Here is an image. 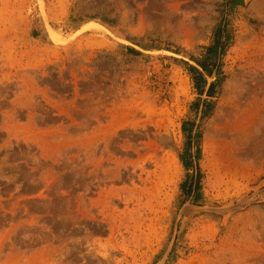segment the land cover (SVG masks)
Listing matches in <instances>:
<instances>
[{
  "label": "rangeland",
  "instance_id": "374dc122",
  "mask_svg": "<svg viewBox=\"0 0 264 264\" xmlns=\"http://www.w3.org/2000/svg\"><path fill=\"white\" fill-rule=\"evenodd\" d=\"M232 1L0 0V264H264V0Z\"/></svg>",
  "mask_w": 264,
  "mask_h": 264
},
{
  "label": "trees",
  "instance_id": "16d2710c",
  "mask_svg": "<svg viewBox=\"0 0 264 264\" xmlns=\"http://www.w3.org/2000/svg\"><path fill=\"white\" fill-rule=\"evenodd\" d=\"M242 3H243L242 0H233L232 1V7L242 5ZM216 48H217V42L214 43L213 45H211L207 49L208 57H206L203 61H197V64H199V66L202 68V70L205 71L208 75H210V71H207L208 63L206 62V59L211 57V55L216 51ZM205 62H206V64H205ZM192 70H193L192 79L194 82V86H195L197 91L201 92L202 91L201 86H203V84H205V77L201 72L197 71L196 69H192ZM214 85H215V83H211L209 85L208 90H207L208 96H212V90H213ZM183 131H185L184 128H183ZM188 134H189V132H188ZM197 155H198V151H197ZM182 186H183L182 188H184L185 184H183Z\"/></svg>",
  "mask_w": 264,
  "mask_h": 264
}]
</instances>
